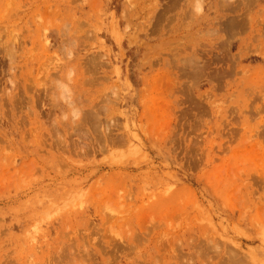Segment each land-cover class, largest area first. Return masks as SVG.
Here are the masks:
<instances>
[{"label":"rangeland","instance_id":"374dc122","mask_svg":"<svg viewBox=\"0 0 264 264\" xmlns=\"http://www.w3.org/2000/svg\"><path fill=\"white\" fill-rule=\"evenodd\" d=\"M0 264H264V0H0Z\"/></svg>","mask_w":264,"mask_h":264}]
</instances>
